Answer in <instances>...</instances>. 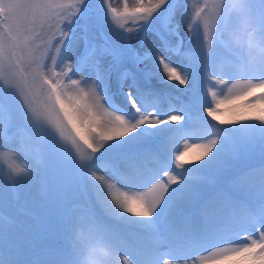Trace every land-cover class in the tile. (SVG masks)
<instances>
[{"label":"snow or ice","instance_id":"snow-or-ice-1","mask_svg":"<svg viewBox=\"0 0 264 264\" xmlns=\"http://www.w3.org/2000/svg\"><path fill=\"white\" fill-rule=\"evenodd\" d=\"M253 6L264 24V0ZM231 13L223 0H0V161L13 190L41 178L42 197L40 212H12L0 194V264H76L85 217L129 264H264V64L225 46ZM161 67L190 85L179 115L162 107Z\"/></svg>","mask_w":264,"mask_h":264},{"label":"clouds","instance_id":"clouds-1","mask_svg":"<svg viewBox=\"0 0 264 264\" xmlns=\"http://www.w3.org/2000/svg\"><path fill=\"white\" fill-rule=\"evenodd\" d=\"M232 8L231 19L223 33L225 46L244 63L264 64V24L257 21L253 0H223ZM77 249L76 264H129L127 258H116L111 247L99 238L97 225L89 219H78L70 234Z\"/></svg>","mask_w":264,"mask_h":264},{"label":"rangeland","instance_id":"rangeland-1","mask_svg":"<svg viewBox=\"0 0 264 264\" xmlns=\"http://www.w3.org/2000/svg\"><path fill=\"white\" fill-rule=\"evenodd\" d=\"M121 0H112V3L114 6L119 5ZM134 0H129V3H133ZM191 0H189V3ZM190 9L185 12L181 11V18L185 19V23L181 25V36L184 40V45L187 46L189 42V38L187 36V17L190 14ZM153 40V37L149 36V43ZM170 62L179 68V66L184 62L182 57L173 55L170 57ZM160 77H163V80L161 81L159 77H153V82L157 85L159 89L163 90V101H162V107L165 109V111H168L170 108L174 109L172 114L179 115L181 114V110L185 109L187 105H189L192 102V92L190 89V85H186L187 91L184 92L182 96L179 95V97H174V89L173 85L176 81H168L166 74L163 72V69L161 67L160 69ZM204 91V87H201V92ZM211 119V118H209ZM172 123V122H169ZM184 123V121L177 122L173 126H178L179 124ZM213 123H217L213 121ZM226 126V125H222ZM12 133H14L17 138L26 136L30 134V129L23 124L17 122L14 120L13 127L10 130ZM3 145V141H0V146ZM20 163H25V161L20 160L18 161ZM7 169L5 167V163L3 161H0V194H2L7 201V211H18V205L26 206L28 210L33 212H40L41 209V203H42V197H41V178L38 177H27L20 181L19 187L16 190H13L10 185L8 184V181L6 179ZM103 174V173H102ZM99 211V208L97 209ZM102 214V213H101ZM103 215V214H102ZM104 219L109 223V225L116 231L119 232H127L128 228L126 225L121 224L117 220L110 219L108 217H104ZM220 247H224L225 245L221 244ZM212 251V249H209L208 251L200 253V255H208V252Z\"/></svg>","mask_w":264,"mask_h":264},{"label":"bare ground","instance_id":"bare-ground-1","mask_svg":"<svg viewBox=\"0 0 264 264\" xmlns=\"http://www.w3.org/2000/svg\"><path fill=\"white\" fill-rule=\"evenodd\" d=\"M172 85L174 86L173 87V89H174L173 96L174 97H179V95L182 96L184 94L185 89H186V85H179V83L177 81L174 82V84H172ZM161 127H163V125H161ZM195 142H196L195 137L189 139V143H195ZM181 150H183V142H181ZM196 151H198V149H195V148L189 149V152L193 155L196 153ZM133 219H139V218L133 217Z\"/></svg>","mask_w":264,"mask_h":264}]
</instances>
